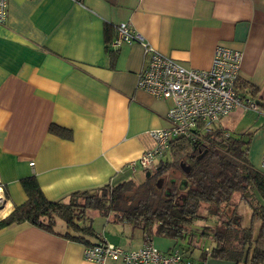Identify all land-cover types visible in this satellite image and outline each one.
I'll return each instance as SVG.
<instances>
[{
    "label": "crops",
    "instance_id": "obj_1",
    "mask_svg": "<svg viewBox=\"0 0 264 264\" xmlns=\"http://www.w3.org/2000/svg\"><path fill=\"white\" fill-rule=\"evenodd\" d=\"M120 23L186 68L208 69L218 44L242 52L241 94L256 100L260 113L239 106L217 127L243 134L248 163L264 173V0H7L0 23V218L25 201L24 177L34 175L51 201L127 177L126 165L153 147L150 131L169 126L136 86L143 46L111 45ZM51 124L69 136L50 132ZM95 232L93 242L104 236L124 249L144 242L142 230L125 222ZM151 241L194 261L234 264L183 250L168 237ZM84 247L28 222L0 229V264H97L83 257Z\"/></svg>",
    "mask_w": 264,
    "mask_h": 264
},
{
    "label": "trees",
    "instance_id": "obj_2",
    "mask_svg": "<svg viewBox=\"0 0 264 264\" xmlns=\"http://www.w3.org/2000/svg\"><path fill=\"white\" fill-rule=\"evenodd\" d=\"M246 86L237 79L235 89L241 99ZM249 92L254 96L256 89L251 87ZM49 131L63 137L70 134L54 124ZM223 131H214L209 146L184 138L171 141L151 167L138 168L145 174L141 182L130 178L136 168L99 188L51 201L34 175L24 177L20 184L26 199L0 218V229L28 222L89 246L96 242L91 240L96 232L87 216V210L93 209L106 220L111 216L114 222L140 228L150 240L168 237L183 250L201 249L234 264H262L264 173L247 161L248 139L229 131L224 138ZM191 156L193 164L186 172L181 163ZM181 181L186 185L180 187ZM244 207L250 210L248 224L243 221ZM58 221L63 223L62 230L55 228ZM202 240H208V247Z\"/></svg>",
    "mask_w": 264,
    "mask_h": 264
},
{
    "label": "built area",
    "instance_id": "obj_3",
    "mask_svg": "<svg viewBox=\"0 0 264 264\" xmlns=\"http://www.w3.org/2000/svg\"><path fill=\"white\" fill-rule=\"evenodd\" d=\"M6 12L7 0H0L1 24L6 19ZM134 42L143 46L146 56L136 86L153 98L151 108L158 111L169 126L150 131L153 147L129 162L127 170L133 172L136 168L151 167L163 156L168 144L178 138L209 146L219 119L239 106L260 113L256 100L241 99L235 89L242 60L240 50L218 44L208 69L186 68L155 50L128 24L116 25V36L111 42L114 48ZM228 136L229 132L224 130L223 137ZM260 165L264 170V155ZM3 202L0 186V209ZM83 257L97 264H206L205 259L194 261L176 249L160 251L147 237L141 247L124 249L101 236L94 244L84 247Z\"/></svg>",
    "mask_w": 264,
    "mask_h": 264
},
{
    "label": "rangeland",
    "instance_id": "obj_4",
    "mask_svg": "<svg viewBox=\"0 0 264 264\" xmlns=\"http://www.w3.org/2000/svg\"><path fill=\"white\" fill-rule=\"evenodd\" d=\"M237 130H240V129H237ZM144 175L145 174L137 168V170L134 173H131L130 178H133L136 182H141L144 179ZM175 176L177 177L178 175L176 174ZM242 210H243V221L245 224H248L250 221V210L247 207H244ZM87 216L92 220L93 228L96 231L102 230V229L103 230L105 229L106 232L115 231L116 222L107 221L106 218L101 216L96 210L88 209ZM55 228L57 230H62L63 223L61 221H58ZM201 243L208 245L209 242L208 240H202Z\"/></svg>",
    "mask_w": 264,
    "mask_h": 264
},
{
    "label": "water",
    "instance_id": "obj_5",
    "mask_svg": "<svg viewBox=\"0 0 264 264\" xmlns=\"http://www.w3.org/2000/svg\"><path fill=\"white\" fill-rule=\"evenodd\" d=\"M192 164H193V161H192V156H191V157H189V160L187 161V167L183 168V170L187 172L190 169V167L192 166ZM181 165L184 166L185 163H181ZM183 185L184 186L186 185L185 181H183Z\"/></svg>",
    "mask_w": 264,
    "mask_h": 264
},
{
    "label": "flooded vegetation",
    "instance_id": "obj_6",
    "mask_svg": "<svg viewBox=\"0 0 264 264\" xmlns=\"http://www.w3.org/2000/svg\"><path fill=\"white\" fill-rule=\"evenodd\" d=\"M189 160V158L187 159V161ZM187 161H186V163H187ZM186 163H185V165L183 166V168H185V167H187V165H186ZM191 168V167H190ZM182 182V181H181ZM184 185H183V182H182V186H181V184H180V187H183Z\"/></svg>",
    "mask_w": 264,
    "mask_h": 264
}]
</instances>
